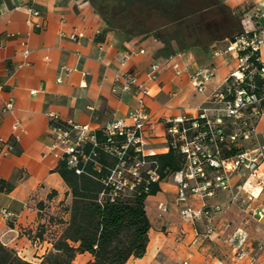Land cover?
Segmentation results:
<instances>
[{"label":"crops","instance_id":"0c3cea01","mask_svg":"<svg viewBox=\"0 0 264 264\" xmlns=\"http://www.w3.org/2000/svg\"><path fill=\"white\" fill-rule=\"evenodd\" d=\"M221 1L238 17L239 28L264 37V17L255 15L258 9L264 12V0ZM30 8L39 14L33 16ZM230 40L225 36L165 57L163 43L153 35L128 36L107 29L89 0H1L0 135L12 140L16 121L21 130L14 150L0 156V211L13 213L10 219L0 213V243L23 259L39 261L52 244L49 229L43 239L35 237L38 225L46 222L49 211L71 200L57 171L61 161L49 148L50 113L93 127L126 118L138 104L134 87L122 89L121 76L132 72L150 92L145 107L152 130L145 148L167 152V120L182 114L193 118L200 105L213 106L212 93L234 69V54L225 51ZM259 54L264 60V43ZM152 63L160 65L155 79L147 74ZM202 67L216 71L198 91L190 74ZM10 98L13 108L7 110ZM263 143L264 113L255 120L252 136L231 144L224 154ZM158 184L159 190L145 199L150 222L145 253L126 264H246L235 259L239 249L264 259V213L261 218L256 213L264 210V161L254 171L241 167L232 172L229 187L205 199L188 192L186 200L179 201L172 174ZM185 207L197 215L184 217ZM208 222L213 227L209 238ZM91 261L88 252L74 258L75 264Z\"/></svg>","mask_w":264,"mask_h":264},{"label":"built area","instance_id":"2783aa9c","mask_svg":"<svg viewBox=\"0 0 264 264\" xmlns=\"http://www.w3.org/2000/svg\"><path fill=\"white\" fill-rule=\"evenodd\" d=\"M30 12L33 16L39 14L32 8ZM255 15L264 17V12L258 9ZM263 43L264 37L259 31L244 29L235 35L225 51L234 54L236 64L223 86L212 93L213 106L200 105L193 118L182 114L167 120L168 146L177 149L184 156L183 165L172 174L178 183L179 201H185L188 192L202 199L214 196L218 190L229 187L232 172L241 167L254 171L264 161V143L238 149L231 155L224 154V149H230L231 144L252 136L255 120L264 113V60L259 54ZM139 51L143 52L142 49ZM28 53L29 50L24 48L23 56ZM174 67L177 68V65ZM159 68L158 63L150 65L147 73L150 79L157 77ZM215 71L214 67L194 70L190 74L192 84L198 91H203ZM121 78L122 89L134 87L138 104L126 118L112 119L102 126L93 127L71 119L62 120L56 113L49 114L52 128L49 148L59 161H64L77 173L82 170L80 164L92 160L98 150L117 158L108 178L113 192L125 187L131 189L139 183L142 180L140 166L150 163L146 162L144 156L155 154L153 149L145 148L147 132L152 130L151 116L145 107V98L150 94L149 87L144 82H137L136 74L132 72H126ZM5 108H13L12 98L7 100ZM11 130L12 140L0 135V156L11 153L15 142L20 139L21 126L18 121L12 124ZM98 132L101 133V138ZM130 148L134 152L131 160L127 157V150ZM145 173L146 182L158 181L159 175L155 168L148 167ZM218 208L214 207L216 210ZM0 213L5 219L13 216L6 208H2ZM256 213L261 218L264 210ZM181 214L187 218L197 215L190 207L183 208ZM205 214L208 212L205 211ZM212 232L213 227L208 222L205 236L209 238ZM235 259L244 260L246 264H264V259L258 260L243 249L236 252Z\"/></svg>","mask_w":264,"mask_h":264},{"label":"trees","instance_id":"16d2710c","mask_svg":"<svg viewBox=\"0 0 264 264\" xmlns=\"http://www.w3.org/2000/svg\"><path fill=\"white\" fill-rule=\"evenodd\" d=\"M152 1L154 7L165 11L173 10L178 3V0ZM102 2L90 0L107 29L120 30L128 36L153 35L163 43L161 52L165 57L225 36L233 39L243 31L238 27V17L221 0H202L190 13L156 26L145 21H135L132 26L117 25L111 21L112 10ZM145 13L149 14L147 10ZM97 134L101 138V133ZM133 156L132 149H128L127 157L131 160ZM144 159L150 162L148 167L156 169L158 181L146 182L144 170L140 172L142 180L133 188L125 187L116 192L108 181L117 162L115 156L98 150L92 160L80 164L79 173L61 161L57 171L71 195L70 202L61 205L63 212L68 213L61 233L56 238L50 236L52 246L38 262L23 259L13 248L0 243V264H75L76 254L84 252L92 256L89 264H126L130 257H141L147 247L150 228L145 199L159 190V181L181 168L184 156L170 147L167 152L144 156ZM45 223L38 225L35 237L43 239L48 219Z\"/></svg>","mask_w":264,"mask_h":264},{"label":"rangeland","instance_id":"374dc122","mask_svg":"<svg viewBox=\"0 0 264 264\" xmlns=\"http://www.w3.org/2000/svg\"><path fill=\"white\" fill-rule=\"evenodd\" d=\"M90 1V0H89ZM106 3L111 11V21L117 25L126 24L132 26L139 21L156 26L163 25L170 21L182 17L190 13L194 8L199 7L202 0H178L176 7L171 11L157 9L154 7L152 0H102ZM102 2V3H103ZM145 10L149 14L145 13ZM144 12V13H143ZM143 13V14H142ZM148 169V164L140 166L139 172ZM51 217V219H50ZM68 218V213L63 212V207L58 206V209L49 211L48 213V229L49 237L56 236L61 233L64 227V221ZM38 262V261H37Z\"/></svg>","mask_w":264,"mask_h":264}]
</instances>
